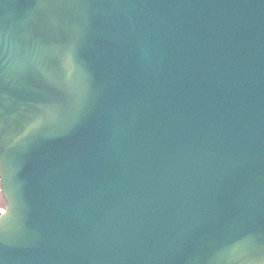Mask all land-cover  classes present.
I'll use <instances>...</instances> for the list:
<instances>
[{
	"label": "water",
	"instance_id": "1",
	"mask_svg": "<svg viewBox=\"0 0 264 264\" xmlns=\"http://www.w3.org/2000/svg\"><path fill=\"white\" fill-rule=\"evenodd\" d=\"M0 190V264H264V0H0Z\"/></svg>",
	"mask_w": 264,
	"mask_h": 264
}]
</instances>
